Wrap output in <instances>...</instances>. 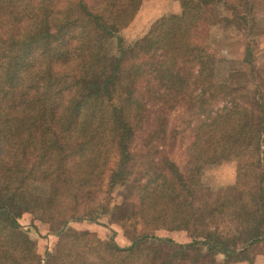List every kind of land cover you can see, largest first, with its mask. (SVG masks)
Masks as SVG:
<instances>
[{
  "label": "trees",
  "instance_id": "1",
  "mask_svg": "<svg viewBox=\"0 0 264 264\" xmlns=\"http://www.w3.org/2000/svg\"><path fill=\"white\" fill-rule=\"evenodd\" d=\"M134 1L0 0V264H82L94 236L69 224L103 218L128 241L109 237L102 264L264 257V92L227 83L212 35L225 9L249 62L264 0H177L180 13L120 47L104 76L103 40ZM225 163L235 182L206 184ZM104 178L107 193L128 183L121 205L98 201ZM19 208L59 224L46 260L15 222Z\"/></svg>",
  "mask_w": 264,
  "mask_h": 264
},
{
  "label": "rangeland",
  "instance_id": "2",
  "mask_svg": "<svg viewBox=\"0 0 264 264\" xmlns=\"http://www.w3.org/2000/svg\"><path fill=\"white\" fill-rule=\"evenodd\" d=\"M179 13L180 5L177 0H135L127 13H124V18H120V21L115 25V31L104 38V50L102 63L98 68L99 72L108 76L112 72L119 48L132 44L141 37L154 20ZM228 19L225 9H222L215 20V26L212 28V35L218 39L216 50L223 60L218 66L219 73L227 79L230 86L241 89L247 85L257 84L264 92V34L258 37L252 36L254 37V40H250L252 41L250 43L252 58L247 62L245 57L248 40L241 33L229 30ZM262 26L264 27V25ZM180 145H182L180 142L172 139L168 148L169 153L173 154L177 163L181 162ZM205 175L204 182L206 184L208 175V179H211L208 183L215 185L214 187H217V184L231 185L235 182V165L225 163L206 172ZM106 184L107 179L104 178L98 193V201L106 206L109 205V209L114 205H121L124 202L128 183L119 184L108 193L106 192ZM37 217L30 210L19 208L15 213V222L35 242L36 252L46 260V253H52L58 241L56 235L59 224L55 218H51L47 222H39L34 220ZM34 223H36V227ZM69 226L73 231L93 233L92 244L85 248L81 254L82 264H102L107 258L104 243L109 237H112L120 246L125 245L128 241L122 229L117 224H110L105 218L101 219L98 224L81 220L71 222ZM160 233L178 243H186L191 238V233L187 231L171 233L163 231ZM96 241L100 243L94 244ZM242 264H264V261L260 259L252 263Z\"/></svg>",
  "mask_w": 264,
  "mask_h": 264
},
{
  "label": "crops",
  "instance_id": "3",
  "mask_svg": "<svg viewBox=\"0 0 264 264\" xmlns=\"http://www.w3.org/2000/svg\"><path fill=\"white\" fill-rule=\"evenodd\" d=\"M262 260V261H264V257L263 256H258L255 260Z\"/></svg>",
  "mask_w": 264,
  "mask_h": 264
}]
</instances>
